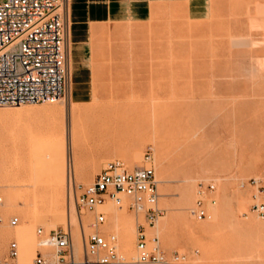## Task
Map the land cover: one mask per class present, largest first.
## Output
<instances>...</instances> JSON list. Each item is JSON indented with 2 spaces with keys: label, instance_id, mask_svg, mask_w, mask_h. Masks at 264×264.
I'll return each mask as SVG.
<instances>
[{
  "label": "rangeland",
  "instance_id": "obj_1",
  "mask_svg": "<svg viewBox=\"0 0 264 264\" xmlns=\"http://www.w3.org/2000/svg\"><path fill=\"white\" fill-rule=\"evenodd\" d=\"M194 1L197 2L196 6L190 5L189 0L161 1L154 5L152 14L146 21L106 24L101 29H97L92 36L91 64L85 70L84 77L81 78L83 81L79 84L81 91L76 97L72 94L73 84L70 74L69 91L64 97L68 110L66 113L64 112V116H57L54 118L55 121L51 123V120L46 116L23 118L25 121L22 122V126L27 129V126L30 125V127L28 126L30 134L35 129L37 131L42 128L48 129L51 124L53 125L56 122L59 134L66 131V155L69 157V163L72 165L74 150L79 158L78 166L82 167H77L79 171L71 167L69 173L67 170V159L65 160L64 173L66 180L64 188H62L63 191H60L61 194L58 192L55 200L51 199V195L55 194L56 191L50 188V175L48 173L42 176V181L46 187L43 193L33 187H30L29 191H24L23 186L18 187L14 184H23V182H10L12 178L8 180L7 176H5L7 184L4 182L3 187H0V197L4 198L2 200L3 204L0 202V209L4 211L5 223H8L14 216H19L20 218L18 225H11L7 228L8 243L14 240L18 242L19 255L16 258L3 256L0 264H22L21 258L23 255L28 259V264H35L33 261L37 250H41L46 255L48 258L47 264H74L75 260H70L69 257L65 261L57 262L56 250L54 248L46 249V247L40 245L37 229L39 227L45 228V226L46 231L57 228H69L72 231L75 248L77 233L75 223L78 221L82 242H84L85 235H88L93 229L90 221L94 220L95 214L78 208L76 204L77 195L95 181L97 174L111 160L121 159L129 169L148 165L149 163L145 160V156L149 147H152L153 151V164L156 168L160 191L159 201L165 209V214L152 230L160 234L162 245L167 252L179 251L186 255L184 261L174 264H221L220 262L224 260H228V264H239L235 256L239 251H246V249L256 256H261L260 251H262V258H264V247L262 246L264 245L262 244L264 242L262 235L264 234H260V231L264 230V215H260L252 209V194L254 192L252 187L241 185L242 181H248L255 177H260L264 180V126L262 129H260L261 127L256 128L264 123V121L260 122V120H264V0ZM62 100L63 98L56 101L63 102ZM46 103L37 102V105H45ZM48 103V105L51 104L50 102ZM71 105H77L75 115L70 111ZM96 105L100 106L101 111L99 106L97 107ZM113 105L116 107L119 105L117 108L114 107L116 112L112 109ZM130 105H137V107L133 106L131 109ZM139 105H142L143 108H139ZM5 106L12 108L11 105ZM103 107L107 109L105 110ZM137 108L150 110L149 114L146 112L148 115L143 116L145 114H142V111ZM145 109L143 113H145ZM94 111L95 113H93ZM98 112L103 115L100 114V117H98ZM103 112L111 113L112 115H106ZM93 114L98 116L95 115L94 117ZM167 116L168 118H166ZM40 117L45 119L43 118V120ZM93 117L97 123L92 121ZM97 118L100 122L97 121ZM169 118H173V121L171 120V122ZM248 118L251 120L252 118L253 120L255 118L257 120L260 119L259 122L261 124L259 125L257 120L250 122ZM237 121H240V123ZM229 122H231V127ZM244 122L246 126L253 124L254 128L252 126L249 127V130L247 128L244 129L246 127L243 126ZM254 122L257 123L255 124ZM94 123L96 124L94 125ZM225 123H228V128H226L227 125ZM232 123L236 125L238 123V125L232 127ZM75 124L81 126V128H79L76 135H73L70 127ZM91 125L94 127H91ZM213 126H216L219 130L213 129ZM238 126L239 128H237ZM95 127H99L104 133L98 132L95 134L93 131ZM173 127H175L176 133L178 131L181 133L176 134ZM240 127L242 130L244 129V132H241ZM226 129H235L233 130L234 132L236 131L234 133L235 137L233 136V131L232 133L226 132ZM91 130L93 133L90 132ZM170 130L174 134L172 132L171 134ZM213 130L218 132H213ZM253 130L254 133L252 132ZM258 130H260L261 134ZM86 132H90L92 135ZM218 133H220V136ZM225 133H229V135ZM175 134L176 136H174ZM221 134L225 140L221 138ZM253 134L255 135L253 136ZM170 136L176 138L171 139ZM208 136H211L210 140ZM232 136L234 138L230 139ZM178 137L179 141H177ZM188 137L192 138V140L188 141L186 139ZM200 137L201 139L203 137L207 138H203L205 141L200 140V142L204 141L201 147L199 144ZM180 138H182V141H180ZM212 138L215 141L214 139L211 140ZM193 139L199 143L197 144ZM172 140H176V144L171 145ZM216 140L220 143H216ZM139 141L141 144H139ZM192 141L196 143H193L194 146ZM205 142H209V144L207 145ZM240 142L243 143L244 148L246 147L245 150ZM71 144H74L75 147L72 148ZM221 144L222 146H220ZM226 144L229 145L226 147ZM157 145L159 149H162H160L161 153ZM191 145L193 147L199 145V147L192 149L190 148ZM202 146L204 147L202 148ZM7 147H9L7 151L9 155L7 154L8 157L5 156L6 169L9 170L11 166L13 167L16 161L19 160L17 158H20L19 161L21 162L31 163L33 167L37 166L39 159L35 156L37 155L36 144L29 145L21 149V152L19 150L18 153L10 151V145ZM162 147H165L166 150ZM221 147H225L223 152H221ZM209 148H211L210 151ZM136 151L141 153L140 160L131 155L135 154ZM157 151L165 156H161ZM220 152L222 155L218 156L221 154ZM12 154L14 157H12ZM210 154L214 156L216 154V156L214 157ZM156 155H160L158 159ZM160 158H162L161 162L158 161ZM131 161H134V163ZM159 163L163 165L160 166ZM162 167L165 169H162ZM190 170L191 172L196 171V174L194 172L190 173ZM12 171L13 169L10 170L11 173H13ZM161 171L162 173H160ZM203 171L206 172L203 173ZM187 172H189L191 177ZM26 176L31 178L32 175ZM186 177L189 178L190 184L193 185H190V187L194 198L190 202L191 204L185 207L188 211L181 208L182 211L180 206H178L180 205L178 202L180 192L178 190L182 188L179 184L183 183L182 185H184ZM217 179L220 181H217ZM30 181L32 182L33 179H30ZM200 181L214 182L216 184V189L207 195L210 214L207 220L209 219V222L206 218L198 220L191 214V208L197 199V187ZM59 195L63 197L60 198ZM27 198H29L27 204H24ZM262 198L264 199V193H262ZM211 199H215V202H212ZM11 201L15 203L12 206ZM73 201L75 203L74 206H72L74 204ZM112 202V200H108L105 204L106 206H98L97 209L98 211L104 210L106 212L109 230L118 231L116 227L111 226V224L114 225L112 223L114 218L111 219L112 212L110 208L115 205L117 208L119 206L114 202V205H112ZM192 202L194 203L192 204ZM236 203L241 205V210L236 214L239 215V219H236L238 224L228 217L229 212L222 217L224 209L227 210L229 206L236 207ZM211 205L216 206L218 210L220 208L217 216L219 215L218 220L221 218L222 221L219 220L221 221L219 222L220 225H216L218 229L211 222V220L213 221L211 216L213 215L214 217L213 206L211 207ZM74 207L76 210H73ZM123 209L124 211L122 212L124 214L133 216L136 225L137 220L142 219V215L137 218L136 214L129 210L126 205ZM126 210L127 212L125 213ZM171 214H177L178 216L171 217ZM183 214L184 216L188 215L187 218L197 225L198 228H201L200 225H202L201 232L205 231L200 232L201 234H199L200 236L196 241L185 239V230L179 224V222L181 223L180 218H182L180 216H183ZM74 215L77 217L75 221ZM226 216L230 222L224 220ZM170 217L171 219L177 217L176 220L179 219L177 220L178 223H175L176 220L173 219L172 221L175 224L170 222ZM241 218L245 221L247 218V220H251L250 224L252 226H250L249 221L245 222ZM169 219L170 221H168ZM240 219L243 223H246V226L239 223L241 222ZM164 220L167 223H163ZM85 222L87 225L84 224ZM204 222H207L205 223L206 226H203ZM169 223L173 226L171 227ZM236 224L238 226L241 224V227L236 226ZM248 225L250 227L247 228ZM211 226L215 227L216 230L214 228L210 230ZM219 226L221 227L220 229ZM251 227L252 229H250ZM257 227H260L257 231L260 230L256 234L254 230ZM208 228L209 230L207 231L206 229ZM25 231L29 232V234ZM118 233L124 239L123 234L119 231ZM169 236H171L170 240L172 242L169 240ZM260 237L263 239H261L262 245L260 244L261 241L259 242L260 239L258 240ZM251 239L253 240L250 241ZM248 240L252 243H249ZM253 241L259 242V244H256L260 248ZM203 244L209 249L208 258H206V254L203 255ZM248 244L251 245L252 249L250 246L246 247ZM254 246L257 248H254ZM124 252L126 253L127 251ZM127 255L130 256L129 253ZM202 255L206 257L203 258ZM202 258L206 261L203 262ZM82 260L86 261L85 254H83ZM193 260L195 261L193 262ZM224 262L226 263L227 261Z\"/></svg>",
  "mask_w": 264,
  "mask_h": 264
},
{
  "label": "built area",
  "instance_id": "obj_2",
  "mask_svg": "<svg viewBox=\"0 0 264 264\" xmlns=\"http://www.w3.org/2000/svg\"><path fill=\"white\" fill-rule=\"evenodd\" d=\"M68 0H0V106L24 103L53 102L64 98L70 87V25ZM149 163L129 169L121 159L109 161L97 174L95 181L76 197L80 210L95 214L93 228L85 235L84 250L88 263H159L174 264L186 259L179 252H167L160 234L153 231L165 214L159 198L160 191L152 147L146 152ZM253 189L252 209L264 215V180L260 177L242 181ZM216 189L214 182L200 181L197 199L191 214L198 220L210 216L207 195ZM3 198L0 197V202ZM112 200L120 208L125 205L137 218L135 255L128 256L122 247L118 231L107 228L104 210ZM215 202V199H211ZM19 216L10 220L13 226ZM39 243L56 250L57 262L75 259L72 231L67 228L37 229ZM19 255L17 241L10 243L11 258ZM35 264H47L48 258L37 250Z\"/></svg>",
  "mask_w": 264,
  "mask_h": 264
},
{
  "label": "bare ground",
  "instance_id": "obj_3",
  "mask_svg": "<svg viewBox=\"0 0 264 264\" xmlns=\"http://www.w3.org/2000/svg\"><path fill=\"white\" fill-rule=\"evenodd\" d=\"M63 102H59V101H54L53 102V104H52V102H50L51 104L50 105H48L49 103L47 102L45 105L44 104H40V105H37V103H35V104H22V105H18V106H12V108L11 107H8V106H0V187L3 185V183L5 182V176H7V178H8V180H9V178H12L11 180H10V182L11 181H15V182H23V184H19V183H14L15 184V186L17 185L18 187H20V186H23V188L25 189L24 191H29L31 188L30 187H33V188H35L36 190H38V191H42V193L44 192V190L46 189V187L44 186V182L42 181V176L43 175H45L46 173H48L49 175H50V179H49V184H50V188L51 189H53V190H55L56 191V193L55 194H52L51 195V199L52 200H55L56 199V196H57V194H58V192H60L61 190H62V188H64V184H65V180H66V176H65V173H64V167H65V160L67 159V161H66V163H67V170H68V172L70 173V168L72 167V169H78L77 167H80V165L78 166V155L76 154V152L73 150V162H71L72 163V165L69 163V157L66 155V131H64V132H62L61 134H59L58 133V128L56 127L57 125L55 124V123H53V125L51 124V126H49L48 127V129H39L38 131L35 129V131H37V132H35L34 130V132L33 133H31L30 134V132H29V127H30V125H28L27 126V129L25 128V127H23L22 126V122L23 121H25L23 118H25V117H37V116H46V117H48L49 118V120H51L50 121V123L52 122V121H55L54 120V118H56L57 116H64L63 114H64V112L66 113V111L68 110V105H67V102H64V98H63V100H62ZM59 103V104H58ZM97 106V105H96ZM99 106V105H98ZM97 106V107H98ZM111 106V105H110ZM119 106V105H118ZM117 106V107H118ZM127 107H129L128 105H126ZM131 106V105H130ZM134 106V105H133ZM133 106H131V109H132V107ZM140 106V105H139ZM142 106V105H141ZM139 107V108H143V106L142 107ZM148 106V105H147ZM106 107V106H105ZM105 107H103L104 109H105ZM114 107H116L115 105H113V108L112 107H110V108H112V109H114ZM116 107V108H117ZM123 108H126L125 106H122ZM135 108L137 107V105H135L134 106ZM116 108L114 109V111L116 112ZM119 108H121V107H119ZM76 109H77V105H71L70 106V111H71V113H73V115H75L76 114ZM98 109V108H97ZM107 109V108H106ZM105 109V110H106ZM138 109V108H137ZM145 109V108H144ZM143 109V110H144ZM148 109V108H147ZM149 109H150V107H149ZM99 110H100V106H99ZM118 110V109H117ZM135 110V109H134ZM133 110V111H134ZM139 111L141 110V109H138ZM138 110H136L137 111V113H138ZM143 110H141L142 112V114H145V115H143V116H147L149 113V111L150 110H146L145 109V113H143ZM95 111H97L96 109H95ZM95 111L93 112V113H95ZM101 111V110H100ZM103 111V110H102ZM114 111H111V112H114ZM109 112H110V110H109ZM146 112L148 113V114H146ZM103 113H105V112H103ZM136 113V114H137ZM139 114V115H141L142 116V114ZM98 114H99V112H98ZM100 114H102L101 112H100ZM100 114H99V116L97 115V114H95L96 116H98V117H100ZM106 115L107 114H111V113H105ZM115 114V113H114ZM170 114V113H169ZM94 115V114H93ZM95 115H94V117H95ZM103 115V114H102ZM112 115V114H111ZM171 117H172V115H170ZM174 116V115H173ZM93 117V119H92V121L94 122L95 121V118ZM103 117H105V116H103ZM40 118H42V117H40ZM44 118V117H43ZM42 118V119H43ZM101 118H102V116H101ZM166 118H168V116L166 117ZM26 119V118H25ZM45 119V118H44ZM43 119V120H44ZM170 119V118H169ZM173 119V118H172ZM172 119H170V121L172 120ZM249 119V118H248ZM262 119V118H261ZM101 120V119H100ZM246 120V119H245ZM255 120H257L256 118H255ZM255 120H253V118H252V120L251 119H249L248 121H250V122H252V121H255ZM259 120L260 119H258L257 121L259 122ZM91 121V122H92ZM97 121H98V118H97ZM169 121V122H170ZM173 121V120H172ZM171 121V122H172ZM261 121H264V120H260V122ZM27 122V121H26ZM26 122H24V123H26ZM48 122V121H47ZM46 122V123H47ZM92 122V123H93ZM96 122V121H95ZM98 122H100V121H98ZM167 122H168V120H167ZM237 122H239L240 123V121H237ZM247 122V121H246ZM249 122V123H250ZM259 122V125L261 124ZM92 123H90V124H92ZM97 123V122H96ZM96 123H94V125L96 124ZM255 124L257 123V122H254ZM27 124H28V122H27ZM30 124V123H29ZM168 124V123H167ZM170 124V123H169ZM226 124V123H225ZM228 124V123H227ZM226 124V125H227ZM233 124V126L232 127H234V125H236V124H234V123H232ZM251 124V123H250ZM264 124V123H263ZM261 125V126H257L256 128L258 129V127L260 128V129H262V127L264 126V125ZM217 125H219V124H217ZM224 125V124H223ZM229 125H230V127H231V122H229ZM229 125H227V127L226 128H228V126ZM237 125H238V123H237ZM236 125V126H237ZM242 125H243V123H242ZM241 125V126H242ZM219 126H221V125H219ZM243 126H246L245 125V122H244V125ZM242 126V127H243ZM253 126V124H251V126H249V125H247L244 129H246L247 128V130H249V127H252ZM32 127V126H31ZM91 127H94L93 125H91ZM171 127H172V125H171ZM170 127V128H171ZM218 127V126H217ZM229 127V128H230ZM71 128V132H73V135H76L77 134V132L79 131V128H81V126H79V125H73L72 127H70ZM139 128V127H138ZM216 128V126L214 127L213 126V129H215ZM223 128V127H222ZM237 128H239V126L237 127ZM241 128V127H240ZM253 128H254V126H253ZM264 128V127H263ZM94 129V130H93ZM92 130L94 131V133L96 134V133H104V131L102 132L101 131V129H99V127H95V128H93ZM217 129V128H216ZM243 129V130H244ZM251 129V128H250ZM85 130V129H84ZM90 130V129H89ZM92 130L90 131V132H92ZM133 130V129H132ZM172 130V129H171ZM170 130V133L172 132L173 133V131H171ZM173 130H174V132H175V127H173ZM211 130H212V128H211ZM217 130H219V129H217ZM214 131L213 130V132H218V131ZM231 130V131H230ZM230 130H227L226 129V132L227 131H229L230 133H232V131L233 130H235V129H230ZM241 130H242V128H241ZM241 130H239V131H241ZM241 131V132H244V131ZM252 130V129H251ZM86 131H88V130H86ZM238 131V132H239ZM259 131V133L261 134V132H260V130H258ZM264 131V130H263ZM61 132V131H60ZM90 132L89 133H87V134H89V135H92V134H90ZM140 132V131H139ZM210 132H212V131H210ZM220 132H222V131H220ZM236 132V131H235ZM234 131H233V134L235 133ZM237 132V133H238ZM253 133H254V130L252 131ZM252 132H251V134H252ZM93 133V132H92ZM171 133V134H172ZM176 133V132H175ZM178 133H179V131H178ZM178 133H176V134H178ZM181 133V132H180ZM179 133V134H180ZM205 133H206V136H207V132L205 131ZM59 134V135H58ZM170 134V135H171ZM174 134V133H173ZM176 134L174 135V136H176ZM208 134H209V132H208ZM216 134V133H215ZM219 134V136H220V133H218ZM223 134V133H222ZM221 134V135H222ZM226 134V133H225ZM228 135H229V133H227ZM226 134V135H227ZM256 134V133H255ZM255 134H253V136L255 135ZM259 134V135H260ZM72 135V134H71ZM94 135V134H93ZM213 135V134H212ZM257 135V134H256ZM178 136V135H177ZM181 136V135H180ZM183 136V135H182ZM216 136V135H215ZM214 136V137H215ZM234 137H235V134L233 135ZM230 137V139L231 138H234V137ZM211 137V136H210ZM209 136H208V139L210 138ZM223 135H222V139H223ZM226 137V136H225ZM257 137H258V135H257ZM170 138L171 139H174V138H176V137H171L170 136ZM203 138H206V137H203ZM201 139V137L199 138V142H200V140H204V139ZM215 138H217V137H215ZM220 138V139H221ZM188 141H191L192 140V138H186ZM195 139H197V138H195ZM195 139H193L194 141H196V143H197V140H195ZM207 139V138H206ZM214 138H212L211 140H213ZM210 140V139H209ZM218 140H219V138H218ZM218 140H216V143L218 142V143H220ZM223 140H225V139H223ZM233 140V139H232ZM177 141H179V137L177 138ZM180 141H182V138H180ZM205 141V140H204ZM204 141H201L199 144H200V147H201V144H202V142H204ZM207 141V140H206ZM214 141H215V139H214ZM222 141V140H221ZM231 141V140H230ZM234 141V140H233ZM140 142V141H139ZM138 142V143H139ZM171 142V141H170ZM169 142V143H170ZM176 142V140H172V143H170L171 145L173 144H176L175 143ZM224 142V141H223ZM228 142H229V140H228ZM193 143L194 144H196L195 142H193L192 141V145H193ZM197 143V144H198ZM225 143H226V141H225ZM230 143V142H229ZM241 143V142H240ZM7 144H9L10 145V151H16L17 153H18V151L20 150V152H21V149H24V148H26V147H28L29 145H34V144H36L37 145V151H36V154L37 155H35L36 156V158H38L39 159V162L37 163V166L35 165V167H33L32 166V164L31 163H29V162H21V161H19L20 160V158H17V159H19V160H17L16 161V163H15V165L12 167H10L9 168V170L8 169H6L7 167H6V158H5V156H7L8 157V153H7V151H8V148L9 147H7V146H9V145H7ZM139 144H141V142L139 143ZM205 144H209V142L208 143H206L205 142ZM214 144V143H213ZM242 145V147H243V149L245 150V148H244V145H243V143H241ZM160 145V144H159ZM170 145V146H171ZM191 145V147L190 148H192V149H195V147H199V145L198 146H195V147H193ZM207 145H206V147H207ZM216 145V144H215ZM227 145H229V144H226L225 146L227 147ZM71 146H72V148H74L75 147V145L74 144H71ZM137 146V145H136ZM158 146V145H157ZM160 146H163L162 144L160 145ZM164 146H165V144H164ZM211 146V145H210ZM220 146H222V144L220 145ZM224 146V145H223ZM238 146V145H237ZM240 146V149L242 148ZM135 147V146H134ZM133 147V149L135 150V148ZM138 147V146H137ZM139 147H140V145H139ZM166 147V146H165ZM164 147V148H165ZM204 146H202V148H203ZM205 147V148H206ZM163 148V147H162ZM163 148V149H164ZM205 148H204V150H205ZM220 148V147H219ZM224 148L225 147H221V149H222V151L221 152H223V150H224ZM140 149V148H139ZM138 149V150H139ZM158 149H159V146H158ZM157 149V150H158ZM161 149V148H160ZM160 149H159V152H160ZM210 149L211 148H209V151H210ZM213 149V148H212ZM220 149V150H221ZM227 149V148H226ZM239 149V150H240ZM133 150V151H134ZM136 150H137V148H136ZM142 150V149H141ZM162 150V149H161ZM165 150H166V148H165ZM203 150V149H202ZM207 150H208V148H207ZM219 150V149H218ZM235 150V149H234ZM242 150V149H241ZM132 151V152H133ZM215 151H217V150H215ZM238 151V150H237ZM248 151V150H247ZM75 152V153H74ZM158 152V151H157ZM158 152V153H159ZM162 152V151H161ZM160 152V153H161ZM213 152V151H212ZM211 152V153H212ZM220 152V153H221ZM242 152H244V151H242ZM17 153H15L16 155H17ZM157 153V154H158ZM159 153V154H160ZM210 153V152H209ZM218 153H219V151H218ZM237 153H239V152H237ZM6 154V155H5ZM8 154V155H7ZM21 154V153H20ZM207 154V153H206ZM217 154V153H216ZM216 154H215V156H216ZM131 155H133L136 159H139L140 160V157H141V153H140V151H136V153L135 154H131ZM161 155V154H160ZM160 155H158V156H160ZM210 155H212V154H210ZM218 155V154H217ZM222 155V153L220 154V155H218V156H221ZM18 156V155H17ZM133 156H131V157H133ZM157 156V155H156ZM158 156H157V159H158ZM161 156H165V155H161ZM208 156V155H207ZM212 156H214V155H212ZM214 156V157H215ZM12 157H14V155L12 154ZM12 157H10V158H12ZM19 157H20V155H19ZM162 157V158H163ZM208 157H210V156H208ZM23 158V157H22ZM162 158H160V160H158L159 162H161V159ZM213 158V157H212ZM220 158V157H219ZM134 159V158H133ZM216 159H217V157H216ZM12 160V159H11ZM16 160V159H15ZM132 160V159H131ZM164 160V159H163ZM209 160V159H208ZM210 160H211V158H210ZM9 161H10V159H9ZM14 161V160H13ZM24 161V160H23ZM135 161V160H134ZM134 161H131V162H133L134 163ZM137 161V160H136ZM157 161V162H158ZM10 163V162H9ZM14 163V162H13ZM11 164V163H10ZM81 164V163H80ZM17 165V166H16ZM159 165L161 166V165H163V164H160L159 163ZM82 167V166H81ZM80 167V168H81ZM160 168V167H159ZM159 168H158V172H159ZM164 167H162V169H163ZM13 169V173H11L10 172V170H12ZM165 169V168H164ZM8 170V171H7ZM160 170H161V168H160ZM5 171H7V172H5ZM77 171H79V170H77ZM199 171H201V170H199ZM198 171V172H199ZM207 171V170H206ZM206 171H203V173H205ZM210 171V170H209ZM209 171H208V173H209ZM165 172H167V170H165ZM190 173H192V172H194V171H192L191 172V170L189 171ZM189 172H187L188 174H189ZM196 172V171H195ZM194 172V173H195ZM12 175H11V174ZM73 173H74V171H73ZM75 173H76V171H75ZM160 173H162V171L160 172ZM193 173V174H194ZM202 173V172H201ZM207 173V174H208ZM29 174H31L32 176H31V178H27V176L26 175H29ZM186 174V173H185ZM196 174V173H195ZM211 174V173H210ZM217 174V173H216ZM11 175V176H10ZM164 175V174H163ZM204 175V174H203ZM209 175V174H208ZM10 176V177H9ZM186 176V175H185ZM188 176V175H187ZM189 176H190V174H189ZM205 177H207L206 175H204ZM70 177V176H69ZM163 177V176H162ZM191 177V176H190ZM199 177V176H198ZM193 178V177H192ZM202 178V177H201ZM30 179H33V181L31 182L30 181ZM220 179V178H219ZM219 179H217V181L219 180ZM70 181V180H69ZM193 181V180H192ZM191 181V182H192ZM220 181V180H219ZM6 184H7V181L5 182ZM196 183H197V181H196ZM224 183V182H223ZM9 184V183H8ZM183 184V183H182ZM180 185L179 184V186L181 187L182 186V188L181 189H179L178 191L180 192V197H179V200H178V202H179V204L180 205H178V206H180V209L182 208L183 210L185 209V210H187V208H185L186 206H189L188 204H191L190 202L191 201H193V196H192V190H191V187H190V185L191 186H193L192 184H190V180H189V178L188 177H186V179H185V182H184V185ZM228 185V184H227ZM10 186V185H9ZM224 186H225V184H224ZM3 187V186H2ZM6 187V186H5ZM12 187H13V184H12ZM179 187V188H180ZM7 188V187H6ZM29 188V189H28ZM3 189V188H2ZM5 189V188H4ZM18 189V188H17ZM196 189V188H195ZM14 190V189H13ZM20 190H21V188H20ZM23 191V190H22ZM63 191V190H62ZM61 191V192H62ZM16 192V191H15ZM14 192V193H15ZM21 192V191H20ZM61 192H60V194H61ZM194 192V191H193ZM72 193V192H71ZM196 193V192H195ZM194 193V194H195ZM72 195V194H71ZM60 196V195H59ZM179 196V195H178ZM195 196H196V194H195ZM21 197V196H20ZM19 197V198H20ZM24 197V196H23ZM61 197H63L62 195L60 196V198ZM3 198V197H2ZM22 198V197H21ZM74 198V197H73ZM4 199V198H3ZM29 198H27L26 200H25V202L26 203H24V204H27V200H28ZM195 199H196V197H195ZM194 199V200H195ZM30 200H32L31 198H30ZM29 200V201H30ZM62 200H64V199H62ZM70 200V199H69ZM73 200V199H72ZM7 202V201H6ZM31 202V201H30ZM195 202V201H194ZM194 202H192V204L194 203ZM2 203V202H1ZM11 203V206H12V204L14 205L15 203H13L12 201L10 202ZM73 203H74V201H73ZM3 204V203H2ZM8 204V203H7ZM29 204V203H28ZM112 205H114L113 204V202L111 203ZM111 204H110V207H111ZM177 204V203H176ZM216 204V203H215ZM75 205V203L72 205V206H74ZM8 206V205H7ZM26 206V205H25ZM28 206V205H27ZM106 206V205H105ZM104 206V207H105ZM116 206V205H115ZM111 207L110 209H111V212H112V216H111V219L112 218H114V221H112V223H114V225L113 224H111V226L112 227H116V229L119 231V232H121L123 235L122 236H124V239H122V247L124 248L123 250L124 251H127L126 253L128 254H130V256H133V255H135V250H134V239H135V228H136V224H135V222H134V218H133V216L131 215V214H124L122 211H124V209L123 208H117V207ZM213 205H211V207H212ZM19 207V206H18ZM76 207V206H75ZM75 207H74V209L73 210H76L75 209ZM177 207V206H176ZM9 208H11V207H9ZM17 208V207H16ZM14 209V208H13ZM109 209V210H110ZM172 209V208H171ZM181 209V210H182ZM2 210V209H1ZM0 210V211H1ZM11 210V209H10ZM175 210V209H174ZM177 210H179L178 208H177ZM177 210H176V212H177ZM182 210V211H183ZM219 210H220V208H219ZM219 210H218V208L216 207V206H213V212H214V217H213V215L211 216L212 218H213V221L211 220V222L214 224V226L216 227V225H220L219 224V222H221L222 220H221V216L219 217L220 219L219 220H221V221H219L218 220V216H217V213L219 212ZM241 210V205L239 204V203H236V207H234V206H229V208L226 210V209H224V212L222 213V217H223V215L224 214H228V212L230 213L229 215H228V217H230L233 221H235L234 223H237V220L236 219H239V215H236L237 213H238V211H240ZM3 211V210H2ZM188 211V210H187ZM227 211V212H226ZM110 212V211H109ZM127 212V210L125 211V213ZM71 213H73L72 211H71ZM76 213V212H75ZM172 213L173 214H175V212H173L172 211ZM186 213V212H185ZM220 213H221V211H220ZM178 214V213H177ZM176 214V215H177ZM188 214V213H187ZM219 214V213H218ZM176 215H170L171 217L173 216H176ZM180 215H182V214H180ZM179 215V216H180ZM186 215V214H185ZM221 215V214H220ZM30 216H31V214H30ZM29 216V217H30ZM73 216V215H72ZM75 216V215H74ZM90 216V215H89ZM89 216H87V217H89ZM109 216H110V214H109ZM178 216V215H177ZM1 217V216H0ZM86 217V218H87ZM91 217V216H90ZM171 217H170V219H171ZM180 217H182V218H180L181 219V223L179 222V224L180 225H182V229L183 230H185V232H184V235H185V239L187 238L188 240H191V241H196L197 239H198V237L200 236L199 234H201L202 232H205V231H202L201 232V228H202V225H200L201 226V228H198V226L197 225H195V224H193L187 217H188V215L187 216H184V214H183V216H180ZM241 217V216H240ZM31 218V217H30ZM74 218V217H73ZM72 218V219H73ZM177 218V217H176ZM176 218H172L173 220H176ZM243 218V217H242ZM241 218V219H242ZM32 219V218H31ZM82 219V218H81ZM88 220H89V218H87ZM86 219V220H87ZM94 219V218H93ZM170 219L168 220V221H170ZM172 219H171V221L170 222H172L173 223V221H172ZM191 219V218H190ZM223 219V218H222ZM230 219V220H231ZM240 219V220H241ZM248 219V218H247ZM246 219V221L245 220H243V221H245V222H247V221H249V224H250V221L251 220H247ZM71 220V219H70ZM75 220H77V217L75 216V219H74V221ZM177 220H179V219H177ZM177 220L175 221V223L177 222ZM206 220H207V218H206ZM224 220H227V216L226 217H224ZM239 220V221H240ZM242 220H241V222H239V223H242V225L244 224L245 226H246V223L244 222H242ZM90 221V220H89ZM193 221H195V220H193ZM208 222L210 221L209 219L207 220ZM228 222H230L229 221V219L227 220ZM232 221V222H233ZM78 222V221H77ZM75 223V226L77 227L76 228V231H77V233H76V242H75V248H74V254H75V261H74V264H89L87 261H83L82 260V256H83V254H85V250H84V246H83V243L84 242H82V236H81V232H80V226L78 227V223ZM90 222H92V221H90ZM89 222V223H90ZM165 222V220L163 221V223ZM223 222H225V221H223ZM165 223H167V222H165ZM175 223H173V224H175ZM178 223V222H177ZM205 223H207V222H204V225L203 226H206V224ZM227 223V222H226ZM226 223H224V224H226ZM84 224H86V222L84 223ZM108 224V223H107ZM110 224H109V227H110ZM170 225H171V223H169ZM196 224H198V223H196ZM201 224V223H200ZM203 224V223H202ZM210 225H211V223H209ZM208 224V225H209ZM223 224V223H222ZM221 224V225H222ZM238 224V223H237ZM236 224V226H238ZM259 224V223H258ZM260 224H262V223H260ZM87 225V224H86ZM160 225H161V222H160ZM164 225V224H163ZM162 225V226H163ZM241 225V224H240ZM238 226V227H241V226ZM162 226H160V227H162ZM173 225H171V227H172ZM235 226V227H236ZM250 226H252V224H250ZM249 225L247 226V228L248 227H250ZM258 226V225H257ZM260 226V225H259ZM263 226H264V223H263ZM262 226V227H263ZM111 227V228H112ZM215 227H212L211 226V228H210V230L212 229V228H214L215 229ZM218 227V226H217ZM216 227V229H218ZM223 227V226H222ZM261 227V226H260ZM260 227H257L256 228V230H254V232L256 231V234L258 233V231L260 230H258L257 231V229L258 228H260ZM26 228V227H25ZM24 228V229H25ZM28 228V227H27ZM45 228H46V226H45ZM107 228H108V225H107ZM203 228H206V227H203ZM209 228L208 229H206L207 231L209 230ZM221 227L219 226V229H220ZM237 228V227H236ZM254 228V227H253ZM29 229V228H28ZM47 229H48V226H47ZM85 229V228H84ZM109 229V228H108ZM215 229V230H216ZM250 229H252V227L250 228ZM255 229V228H254ZM22 230H23V228H22ZM111 230V229H110ZM113 230V229H112ZM213 230V229H212ZM263 230V229H262ZM27 231V230H26ZM25 231V232H26ZM85 231V230H84ZM264 231V230H263ZM262 231V232H263ZM91 232V231H90ZM201 232V233H200ZM261 231H260V234H264V233H262ZM3 233V232H2ZM2 233H1V235H2ZM27 233V232H26ZM85 233V232H84ZM27 234H29V232L27 233ZM87 235V234H86ZM28 236V235H27ZM84 236V235H83ZM121 236V235H120ZM261 236V235H260ZM170 237L171 236H169V240H170ZM254 237V236H253ZM255 237H256V235H255ZM259 237V236H258ZM262 237H264V235H262ZM3 238H4V235H3ZM168 238V237H167ZM2 239V238H1ZM8 239V238H7ZM254 239V238H253ZM253 239H251L250 241H252ZM256 239V238H255ZM254 239V240H255ZM260 239V240H259ZM262 238L260 237V238H258V240H259V242H260V244L262 243V240L264 239H262ZM84 240V239H83ZM167 241H168V239H166ZM173 240V239H172ZM222 240V239H221ZM257 240V239H256ZM171 241V240H170ZM169 241V242H170ZM249 241V240H248ZM247 241V242H248ZM249 241V243H252V242H250ZM172 242V241H171ZM253 242H255L254 244L257 246V244L256 243H258L259 244V242H256V241H253ZM223 243V242H222ZM246 243V242H245ZM27 244H28V242H27ZM29 244H31V243H29ZM247 244V243H246ZM262 244H264V242L262 243ZM261 244V245H262ZM28 246V245H27ZM250 246V248H251V245H249L248 244V246H246L247 248ZM256 246H254V248H257V247H259V245L256 247ZM263 247H264V245H262ZM29 247V246H28ZM252 247H253V245H252ZM263 247H261V248H263ZM31 248V247H30ZM48 248H51V247H46V249H48ZM132 248H133V250H132ZM203 248H204V253H203V255L204 254H209V249H208V247L205 245V244H203ZM249 248V249H250ZM260 248V247H259ZM252 249V248H251ZM29 250V249H28ZM31 250V249H30ZM45 251V250H44ZM131 251V252H130ZM249 250H247L246 249V251L245 250H243L242 252H238L237 254H236V258H237V261H238V263L239 264H264V258H262V251H260V255L261 256H256V255H252V254H254V253H252V252H248ZM252 251V250H251ZM31 252V251H30ZM258 252V251H257ZM27 253V252H26ZM255 254H257L258 255V253H256L255 252ZM56 255V254H55ZM202 255V256H203ZM196 256H198V255H196ZM201 256V257H202ZM30 257V256H29ZM204 257H206V256H203V258ZM193 258V257H192ZM191 258V259H192ZM198 258V257H197ZM196 258V259H197ZM202 258V259H203ZM206 258H208V255H207V257ZM224 259H226V258H224ZM21 260L23 261L22 262V264H28V259L27 258H25L24 257V255L22 256V258H21ZM200 260V259H199ZM198 260V261H199ZM222 260H223V258H222ZM191 261V260H190ZM195 260H193V262H194ZM204 261H206V260H204L203 259V262ZM219 261V260H218ZM221 261V260H220ZM224 261H227L226 263L228 264V260H224ZM224 261H222L223 262V264H226ZM192 262V261H191ZM217 262V261H216ZM222 262H220L221 264H222ZM202 263V262H201ZM218 263V262H217ZM97 264V263H96Z\"/></svg>",
  "mask_w": 264,
  "mask_h": 264
},
{
  "label": "crops",
  "instance_id": "obj_4",
  "mask_svg": "<svg viewBox=\"0 0 264 264\" xmlns=\"http://www.w3.org/2000/svg\"><path fill=\"white\" fill-rule=\"evenodd\" d=\"M161 1L166 0H68L70 67L74 97L80 94L79 84L83 82L81 78L91 64L94 32L106 24L146 21L150 18L154 5ZM189 1L190 5H197L196 1ZM0 216L1 262L2 257L9 254L11 242L8 243L7 228L11 224L10 220L5 223L4 211H0Z\"/></svg>",
  "mask_w": 264,
  "mask_h": 264
}]
</instances>
